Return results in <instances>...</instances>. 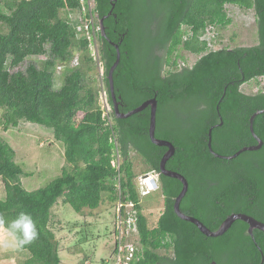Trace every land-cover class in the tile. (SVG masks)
<instances>
[{"label": "trees", "instance_id": "16d2710c", "mask_svg": "<svg viewBox=\"0 0 264 264\" xmlns=\"http://www.w3.org/2000/svg\"><path fill=\"white\" fill-rule=\"evenodd\" d=\"M93 1L99 27L111 4L110 0ZM82 4V0H4L0 9V24L5 28L0 29L3 129L17 127L23 120L51 130L63 142L66 163L71 165L47 185L27 190L15 150L0 136V181L5 190L0 220L10 222L24 211L37 221L39 231L38 239L23 249L30 253L24 264H61L51 228L52 208L60 198L80 212L97 208L104 193L112 202L119 198L135 202L142 251L131 264H260L263 231L254 229L253 239L248 224L236 220L223 235L211 237L175 213L174 201L182 185L177 178L160 173L167 147L150 139V111L117 118L107 75L117 56L112 41L119 45L121 55L113 73L116 94L124 103V107L119 104L120 111H129L154 96L158 100L155 134L175 146L166 166L190 181L181 201L183 212L212 230L232 212L264 222V144L233 159L219 158L208 147L209 129L221 119L223 124L212 130L215 152L230 155L256 142L249 120L264 108V84L252 94L239 87L252 78L264 79V0H133L123 11L116 10L117 25L113 18L104 20L105 37L98 29L97 60L89 39L78 28L81 21L70 17L72 12L82 13ZM228 5L254 9L258 44L210 49L222 39L218 34L207 37V28L232 23ZM182 25L192 30L187 37ZM156 46L168 50L165 62L155 54ZM182 50L200 57L180 71ZM37 55H46V59L22 68L29 57ZM76 55L78 64L70 65ZM163 63L173 69L165 76ZM60 65L64 66L62 83L56 88L55 72ZM96 66L103 68L102 90L111 119L103 116L100 90L93 85L90 72ZM254 130L264 141V113L255 117ZM116 151L119 167L112 163ZM131 152L146 165L144 173L151 170L160 176L156 191L164 198V209L155 226H149L143 212L141 197L147 195H140L135 183Z\"/></svg>", "mask_w": 264, "mask_h": 264}, {"label": "rangeland", "instance_id": "374dc122", "mask_svg": "<svg viewBox=\"0 0 264 264\" xmlns=\"http://www.w3.org/2000/svg\"><path fill=\"white\" fill-rule=\"evenodd\" d=\"M3 1L0 0V9H3ZM93 2H91V5ZM232 23L221 28L220 38L224 44L232 41V45H251L258 40V30L254 9H243L235 5H228ZM80 12L74 14L78 17ZM0 29L5 28L1 26ZM220 45V44H219ZM184 59L192 64L196 57L182 50ZM97 56V54H96ZM46 59V55L29 57L22 65L25 67L35 60ZM103 68L96 66L90 74L94 76L93 85L100 90V96H105L102 87L101 72ZM61 72V71H60ZM57 69L55 72V87H60L62 76ZM264 84V79L258 85L252 86V91ZM248 84L243 85L248 90ZM105 90V89H104ZM105 97H100V101ZM106 101V100H105ZM5 109L0 107V136L15 150V160L24 170L20 178L27 190H36L47 185L51 180L61 175L63 167L70 168L64 156V144L54 138L53 132L43 126L27 121H21L17 127L11 126L8 130L3 129L2 115ZM136 171L135 183L139 189V174L144 173L146 165L134 153L131 152ZM155 173L147 171L145 173ZM140 195H142L140 193ZM104 193L100 205L95 209L84 208L76 211L69 203H64L60 198L52 208L51 228L55 232L58 242L61 264H113V234L115 228L117 202H112ZM5 198V190L0 181V199ZM144 203V213L149 226H155L161 211L163 210L164 198L159 191L141 197ZM8 239L0 226V264H24L30 257L28 250L14 251L4 247V241ZM164 252V250L162 251Z\"/></svg>", "mask_w": 264, "mask_h": 264}, {"label": "water", "instance_id": "95a60500", "mask_svg": "<svg viewBox=\"0 0 264 264\" xmlns=\"http://www.w3.org/2000/svg\"><path fill=\"white\" fill-rule=\"evenodd\" d=\"M106 16L107 15L101 17L99 20L101 35L103 37L106 36L105 26H104V18ZM114 45L117 49V56H116L114 63L111 65V67L108 71L107 78H108L109 90H110V94H111V98H112L115 116L117 118H127V117H129V116H131V115H133L139 111L144 110L147 107H150V123H149L150 139L156 145L167 147V150L164 152V154L162 155L161 160H160V166H159L160 167V173L167 175V176H170V177L177 178L182 183V188H181L179 194L175 197V201H174L175 213L180 218L194 223L203 234H205L207 236H211V237H217V236L223 235L232 226V224L236 220H243L248 224V233L252 236L253 239H254V233H253L254 229H259V230L264 232V222L263 221L257 219L256 217H254L250 214L243 213V212H232V213H230L222 221V223L219 225V227L215 230L210 229L199 218L183 212V210L181 209V201L188 191L189 182H188V179L185 177L184 174H182L178 171H175V170H171V169L167 168V166H166L167 161L175 154V146L170 140L159 138L155 134L156 124H157L158 100H157L156 96H154V97H151L149 99H146L140 105H138L137 107H135L133 109H130L129 111H126V112L120 111L119 99L121 98V96H117V94H116L113 73H114V70L116 69V67L118 66V64L120 62V56L121 55H120L119 45L118 44H114ZM217 109H219V108L217 107ZM261 113H264V108L256 110L250 116V120H249L250 131H251L252 135L254 136V138L257 140V142H258L257 144L245 145V146L241 147L238 151H236L235 153L230 154V155H224V154H220V153L215 152L212 148V130L214 127L223 124V120L221 119L220 122L212 125L209 129L208 147H209L210 151L215 156H217L219 158L233 159L246 150H257V149L261 148V146L263 144V140L255 133V130H254V119L258 114H261ZM259 249H260V251H262L260 247H259ZM263 261H264V256L262 254V261L260 264H262ZM212 263L216 264L215 261H213Z\"/></svg>", "mask_w": 264, "mask_h": 264}, {"label": "built area", "instance_id": "2783aa9c", "mask_svg": "<svg viewBox=\"0 0 264 264\" xmlns=\"http://www.w3.org/2000/svg\"><path fill=\"white\" fill-rule=\"evenodd\" d=\"M91 2L93 4L91 5ZM82 13L78 17H74L77 12H72L70 17L73 20L81 21L78 28L82 30L85 36L90 41V47L94 58L97 60L99 58V41L97 37V31L100 29L95 21V15L93 13L94 1L93 0H82ZM79 12V11H78ZM82 15L89 14V18H82ZM185 37L192 33L190 27L182 25L181 27ZM207 37L216 35V28L214 25H210L207 28ZM97 54V56H96ZM79 62V57L76 55L72 60L70 65H76ZM64 66H57V70L60 72ZM103 97H105L103 95ZM101 95V100H102ZM101 106L103 109V116L110 118L108 113L107 103L104 100L103 105L101 101ZM111 119V118H110ZM119 153L116 151V158L112 161L114 165L119 167ZM159 173H141L139 174V192L142 195H147L150 192L156 191L160 187ZM118 188L120 184L118 183ZM119 195H121L119 193ZM116 218H115V228H114V248H113V264H131L134 260L139 259L140 253L142 251V246L140 243L139 228H138V216L137 209L135 208L134 201L124 202L121 198L117 201L116 207Z\"/></svg>", "mask_w": 264, "mask_h": 264}, {"label": "flooded vegetation", "instance_id": "af4514ba", "mask_svg": "<svg viewBox=\"0 0 264 264\" xmlns=\"http://www.w3.org/2000/svg\"><path fill=\"white\" fill-rule=\"evenodd\" d=\"M131 1H133V0H110V4H111V9L108 11V13L106 14L107 16L104 18V20L105 19H111V18H113V19H115V24H114V26L115 25H117L118 24V14H117V11L116 10H120V11H123L126 7H127V5H128V2H131ZM105 16V15H104ZM153 27H155V24L153 25ZM215 28H216V34H218V36H220V34H221V28L219 27V26H215ZM105 30H106V27H105ZM182 30V29H181ZM124 36V35H123ZM110 43H112V44H115V43H113L112 41H110ZM259 43V37H258V40H257V42L255 43V44H258ZM111 44V45H112ZM220 44V45H219ZM255 44H251V45H255ZM251 45H232V41L230 40L228 43H226V44H224L223 42H222V40H221V42H217V43H215V44H213V45H211V48L210 49H213V50H216V49H220V48H222V47H224V46H227V47H229V48H233V47H235V46H251ZM115 46V45H114ZM125 52H127V50H125ZM154 52H155V54L156 55H158L159 57H160V59H162L163 60V62H165L166 60H167V58H168V56H167V54H168V50L166 51V49H164V47H160V46H156L155 47V49H154ZM189 53V52H188ZM190 55H193V56H195L196 57V59H195V61L200 57V55H197V54H194V53H190ZM194 61V62H195ZM193 62V63H194ZM192 63V64H193ZM192 64H190L189 63V61H188V59L186 58V59H184L182 62H181V64H180V67H179V69L178 70H183V68L184 67H190ZM169 71H173V69H171L170 67H169V65H166V63H163V66H162V68H161V73L165 76ZM244 73H242V79H243V77H244ZM263 79V77L262 78H260V77H258V78H252V79H250V80H248V81H243V82H241L240 83V87H239V89L241 90V91H243L244 93H247V94H252V93H256V92H258L261 88H263L262 86H259V87H257V89L255 90V91H252V89H253V87L252 86H255V85H258L259 84V81H261ZM245 84H248L249 86H248V90H244L243 89V85H245ZM120 105L122 106V107H124V103L123 102H120ZM120 105H119V107H120ZM145 109H149V111H150V107H147V108H145ZM254 137V136H253ZM256 140V139H255ZM258 142H257V140H256V142L255 143H252V144H257ZM251 144V145H252ZM263 144H264V141H263ZM263 144H262V146H263ZM261 146V147H262ZM260 149V148H259ZM259 149H257V150H259ZM167 150V149H166ZM246 151H256V150H246ZM186 178L188 179V182H189V187H190V181H189V178L186 176ZM159 180H160V177H159ZM181 185H182V183H181ZM189 189V188H188ZM192 207H193V205H192ZM163 209H164V202H163ZM163 211V210H162ZM161 211V212H162Z\"/></svg>", "mask_w": 264, "mask_h": 264}, {"label": "clouds", "instance_id": "9594fccd", "mask_svg": "<svg viewBox=\"0 0 264 264\" xmlns=\"http://www.w3.org/2000/svg\"><path fill=\"white\" fill-rule=\"evenodd\" d=\"M3 230L8 239L4 241V247L14 251L23 250L39 237L37 221L31 214L21 211L17 217L10 222L0 220Z\"/></svg>", "mask_w": 264, "mask_h": 264}]
</instances>
